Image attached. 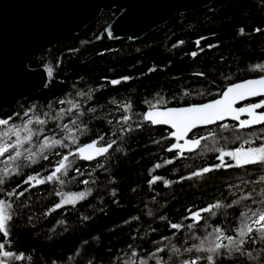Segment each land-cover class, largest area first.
<instances>
[{"label": "trees", "instance_id": "1", "mask_svg": "<svg viewBox=\"0 0 264 264\" xmlns=\"http://www.w3.org/2000/svg\"><path fill=\"white\" fill-rule=\"evenodd\" d=\"M117 15L116 12L103 14L80 35L64 37L43 50L31 67L47 71V87L20 102L12 111L0 114V118L12 117L11 123L17 125L24 124L29 117L33 119L30 127L35 136L25 148L39 151V146L45 143L44 137L59 139L65 144V147L57 145L48 149L45 154L49 160L37 158L36 164L22 168L21 176L6 180L0 186L4 188L0 199L14 201L13 207L19 213L11 250L24 252L25 260L16 264H140L142 259L147 264H156V257L162 258V264H173V261L180 264L182 259L199 255L184 251L200 242L197 237L207 236L217 227L233 235L240 212L244 211L241 204L217 210L215 216L205 212L204 220L189 230L187 224L193 223L185 219L189 209L196 211L217 200L230 204L253 187L257 194L264 187L260 184L264 172L256 166L220 169L188 178L192 171L217 162L215 152L209 148L238 147L242 140H236L237 135L259 144V137L264 135L261 127L240 131L229 123L227 130L205 129L202 134L216 131L227 137L228 142L225 144L219 136L216 140L209 138L196 151L186 152L171 164L165 163L172 158L166 151L168 141L162 142V137L168 135L166 130L151 125L143 131L135 129V124L142 122L145 100L154 103L162 97L167 99L168 106H177V101L183 104L185 100H206L211 98L207 94L209 90L214 94L217 85L226 86L230 81L257 76L259 73L253 68L256 63H264V34L253 29L264 28V0H216L204 10L177 15L136 42L111 41L107 37L106 29ZM240 27L245 29L243 36L238 35ZM201 36L207 37L201 41V47L206 44L219 47L206 49L193 60L189 53L197 50L195 41ZM150 67L157 70L149 72ZM199 72L209 75L206 79L197 77L195 74ZM122 76L132 79L111 85V79ZM185 90L191 95L183 96ZM198 92L205 95H196ZM128 101L133 102V108L125 112L122 105ZM121 114L131 117L128 121L133 127L131 133L121 132ZM35 117L46 122L36 123ZM78 124L82 126L79 128ZM85 125L87 131L68 145L70 137L65 126L75 131ZM100 135L105 137L104 142L117 140L103 159V168L89 163L85 167L86 176L80 178L82 167L72 165L67 174L61 172L57 180L33 190L29 188L19 199L6 196L23 175L35 170L41 177L47 176L63 155ZM3 160L0 157V168ZM157 163L161 165L158 169ZM152 175H160L171 183L166 186L161 181L149 185ZM24 187L21 185L17 192ZM83 190L89 196L86 202L51 211L65 194ZM20 200L23 206L17 208ZM28 216L32 217L31 223L27 221ZM169 223H182L185 228L177 232L166 227ZM173 247L180 250L178 254H173ZM157 248L163 251L157 252ZM261 248L264 243L254 244L246 251L252 250L258 255ZM149 254L154 257L150 258ZM245 260L246 257H241L240 264ZM248 264L254 262L248 261Z\"/></svg>", "mask_w": 264, "mask_h": 264}, {"label": "snow or ice", "instance_id": "2", "mask_svg": "<svg viewBox=\"0 0 264 264\" xmlns=\"http://www.w3.org/2000/svg\"><path fill=\"white\" fill-rule=\"evenodd\" d=\"M253 31L264 34V28L257 27ZM244 33L245 29L240 27L238 35L243 36ZM204 40H207V37L201 36L195 41L197 50L189 53L193 60L204 53L206 49L219 47L216 44H206L201 47V41ZM179 43H183V41H179ZM223 59L224 57L221 55L220 60L223 61ZM156 70L152 67L148 69L149 72H155ZM253 71L259 73L254 78L230 81L226 86L217 85L214 94L209 90L207 94L211 98L206 100L192 102L185 100L183 104L177 101V106H168L167 99L162 97L157 98L154 103L145 100L143 103L146 108L142 113V122L136 123L135 129L143 131L147 125H151L159 126L162 130L167 131V137H162L163 140L168 141L166 151L172 154V158L165 162L167 164L173 163L177 158H183L186 152L196 151L202 142L207 141L209 138L216 140L219 136L226 144L228 138L216 131L209 130L206 135L202 134L203 130L210 128V126L215 125L218 129L227 130L230 125L225 121H231L235 122L231 127L239 130L250 129L259 125L261 130L264 131V63H256ZM195 75L206 79L209 74L199 72ZM130 79L132 77L122 76L111 79L110 83L119 85ZM189 95H191L189 91L185 90L183 92V96L187 97ZM196 95L204 96L205 92H198ZM172 99L176 100V97L173 96ZM117 107H120V105L117 104ZM122 107L125 112L131 111L133 102H125ZM25 115L27 116L28 113H25ZM130 119L129 115L121 114L119 122L121 123L122 133L133 131L132 125L128 123ZM11 121L12 117L0 118V129H2L0 130V157L4 158L2 161L3 168H0V186L5 185L6 180L21 176L22 168L26 164H36L37 158L49 160L48 155L45 154L48 149L55 148L57 145L65 147L62 140H49L48 137H44L45 143L39 146V151L25 148L26 144L32 143L35 136V132L30 127L33 124V119L29 117L22 125L11 123ZM35 122L44 124L46 121L40 119V117H35ZM65 131H67V126H65ZM85 131H87L86 125L75 132L69 133L71 141L75 143L77 135H83ZM235 138L236 140H242L238 147L226 148L220 146L209 148V151L215 152L217 162L192 171L188 178L204 176L220 169H246L248 166H256L258 171L264 172V135L259 137V144H256V141L252 139H242L239 135ZM121 139H123V136H121ZM104 141L105 137L100 135L97 139H92L88 143L78 144L74 153L69 152L56 161L53 170L47 176L41 177L40 172L35 170L31 174H25L11 191L6 192V196H15L19 199L24 196L29 188L57 180L58 174L61 172L67 174L72 165L69 156H78L82 161H93L97 157L109 153V150L117 144L116 139L110 142ZM103 167L104 165L97 160L96 168ZM160 167L159 163L155 165L157 169ZM76 170L79 172V169ZM93 171H95V168ZM181 179H184V177H181ZM161 181L166 186L171 183L160 175H152L148 183L154 185ZM60 182L63 183L62 180ZM260 184L264 185V175L260 177ZM21 185L26 187L17 192ZM3 191L4 188L0 187V192ZM57 195L63 194L57 193ZM85 195L84 192L68 194L66 198H62L60 202L55 203L51 211L61 209L65 205H75L79 200H83ZM13 203L14 201L8 199H0V264H16V262L25 260L24 252L11 250L13 247L11 237L14 235L13 229L17 227V216L19 215L17 209L13 207ZM241 204L244 211L240 212L239 224L234 229L233 235H228L223 229L217 227L207 236L197 237L196 239H199L200 242L198 244L194 243L190 248H184V251L198 253L199 255H194V258L182 259L180 264H240L241 257H246L244 264H248V261H253L254 264H264V248L260 249L258 255H254L252 250L246 251V249H251L254 244L264 243V187H261L259 194L256 193L255 187H253L244 196L233 199L230 204H224L217 200L214 204H209L207 207L196 211L189 209V215L185 219L191 220L193 223L187 224L186 227L191 230L194 226L199 225L204 220L202 213L206 212L209 216H215L218 214L217 210L226 207L232 208ZM22 206L23 200H20L17 208ZM84 219L87 220L88 217L85 216ZM31 220L32 217L28 216V223H31ZM166 227L179 232L185 228V225L182 223H169ZM225 241L227 242L225 243ZM156 251L162 252L163 249L157 248ZM172 251L176 255L180 250L173 247ZM132 254L136 255L135 252ZM149 255L150 258L154 257V254ZM28 259L31 260V257H28ZM155 260L156 264H162V258L156 257ZM126 264H134V262H126ZM140 264H147V261L142 259ZM173 264H175L174 261Z\"/></svg>", "mask_w": 264, "mask_h": 264}, {"label": "water", "instance_id": "3", "mask_svg": "<svg viewBox=\"0 0 264 264\" xmlns=\"http://www.w3.org/2000/svg\"><path fill=\"white\" fill-rule=\"evenodd\" d=\"M215 1L0 0V114L47 87V71L31 67L43 50L64 37L80 35L103 14L118 13L106 29L111 41L136 42L177 15L204 10Z\"/></svg>", "mask_w": 264, "mask_h": 264}, {"label": "flooded vegetation", "instance_id": "4", "mask_svg": "<svg viewBox=\"0 0 264 264\" xmlns=\"http://www.w3.org/2000/svg\"><path fill=\"white\" fill-rule=\"evenodd\" d=\"M231 124H234V123H231ZM78 126H79V128L82 126V125H79L78 124ZM153 127V126H152ZM153 128H155V127H153ZM214 128V127H213ZM211 129V128H210ZM77 129H75V131H76ZM75 131H71V130H68L67 129V131H66V135L68 136V137H70L69 136V133H72V132H75ZM69 139V141H68V145H70V143H71V137L70 138H68ZM164 140L162 139V142H163ZM102 143V142H101ZM110 151V150H109ZM71 152V151H70ZM73 153L75 152V150L74 151H72ZM109 155V153H107V154H104L103 156H100V157H97L96 158V160H93V161H82L78 156H69V161H72V165H73V167H78V166H81L82 167V176H79L80 178L81 177H85L86 176V173H85V170H86V165L87 164H89V163H95V165H96V162H97V160H99V162L100 163H102L103 162V159L105 158V157H107ZM164 163V162H163ZM71 165V166H72ZM74 175H75V172H74ZM43 185H45V184H41V185H37V186H35L34 188H30V190H33V189H36V188H39V187H41V186H43ZM81 192H84V193H86V195H85V198L83 199V200H79L75 205H65L63 208H71V207H74V206H77V205H80L81 203H83V202H86V200L88 199V194H87V192H86V190H83V191H81ZM80 192V193H81ZM68 194H75V193H67V194H65L64 195V197L63 198H66L67 197V195Z\"/></svg>", "mask_w": 264, "mask_h": 264}]
</instances>
